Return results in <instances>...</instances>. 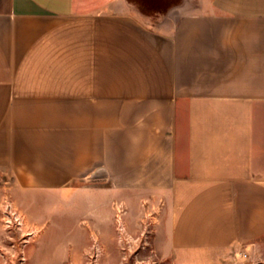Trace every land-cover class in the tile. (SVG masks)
I'll return each instance as SVG.
<instances>
[{"label": "crops", "instance_id": "crops-1", "mask_svg": "<svg viewBox=\"0 0 264 264\" xmlns=\"http://www.w3.org/2000/svg\"><path fill=\"white\" fill-rule=\"evenodd\" d=\"M150 17L128 0H0V185L158 194L172 255L219 261L264 237V0Z\"/></svg>", "mask_w": 264, "mask_h": 264}, {"label": "rangeland", "instance_id": "rangeland-1", "mask_svg": "<svg viewBox=\"0 0 264 264\" xmlns=\"http://www.w3.org/2000/svg\"><path fill=\"white\" fill-rule=\"evenodd\" d=\"M166 14L149 16L148 29L153 30ZM97 191L39 194L1 183L0 264L186 262L171 253V201L151 193ZM191 262L264 264V237L256 243L236 244L219 261L203 255Z\"/></svg>", "mask_w": 264, "mask_h": 264}, {"label": "trees", "instance_id": "trees-1", "mask_svg": "<svg viewBox=\"0 0 264 264\" xmlns=\"http://www.w3.org/2000/svg\"><path fill=\"white\" fill-rule=\"evenodd\" d=\"M142 14L151 17H161L173 6L181 3V0H128Z\"/></svg>", "mask_w": 264, "mask_h": 264}]
</instances>
